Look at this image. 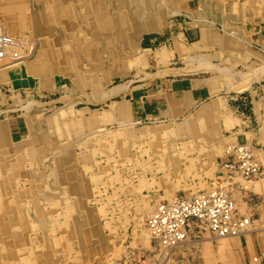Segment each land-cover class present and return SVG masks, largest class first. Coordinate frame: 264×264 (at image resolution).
<instances>
[{
    "label": "rangeland",
    "instance_id": "rangeland-1",
    "mask_svg": "<svg viewBox=\"0 0 264 264\" xmlns=\"http://www.w3.org/2000/svg\"><path fill=\"white\" fill-rule=\"evenodd\" d=\"M207 1H209V6L225 7L242 0ZM258 1L263 4L261 7L264 8V1ZM173 2L174 0H153V3L147 2V4L145 0H142L141 4H143V8L144 5H147L145 7L148 8L149 5L161 6V4L171 7ZM234 12L238 13L237 11ZM213 15L215 14L209 12V17L215 19L216 17ZM7 21L18 23V34L22 31L28 34L33 33L35 14L32 1L0 0V24L5 25ZM104 52L102 51V55ZM137 53L135 52V56ZM105 54L108 55V52ZM99 55L101 54H98L96 59L92 55L82 57V63L84 62V66H91L94 60L98 63L101 58ZM73 56L75 55L70 53L65 57H69L66 58L69 60ZM77 61L79 60L77 59ZM101 61L107 63L110 59L105 57L101 58L100 63ZM144 61L146 62L144 65L143 62L138 63L137 59L127 62L128 64L125 60L120 61L116 65L128 69L129 73H117L110 79L104 77V81L96 75L85 74V76L87 79L88 77L97 79V82L98 79L99 82L102 81L101 92H107L119 83L126 82V80L141 78L140 72L143 71L144 66H147L146 58ZM142 65L143 67H141ZM76 66L77 71L83 69L78 62ZM70 78L58 83L60 79L58 76L55 78L56 88L47 89L43 85L38 91L35 88L27 87L13 88L11 82L0 84V95L2 94L0 118L9 117L12 124L17 118L21 121L24 120L25 113L33 114L37 119V126L39 125L38 130H41L43 135L49 136L52 135L55 127V122L52 121L53 115L64 111L67 114L63 117L66 121L70 120L71 117L75 120V123L72 121L67 123L71 127L69 129L70 134L57 138L56 140L59 142L57 146L46 148L40 152V157L34 162L33 160L28 161L25 167L27 169L25 171L26 177L23 180L24 190L22 191V196L25 198L23 213L27 216V210L37 208L31 222L42 227L43 230L45 227L46 232H48V242L51 241L52 244L45 250L48 262L45 264H154L160 258L154 256L156 252L150 245L149 236L145 229L144 220L148 211H142L144 209L141 207L147 205L149 200L153 202L154 200L150 198L155 197L156 194H164L163 198L160 199L163 200L168 199L167 197L170 198L171 194L172 196L174 194L185 195L215 187L221 173L220 164L224 149L216 146L211 147L209 145V133L206 131L191 133L187 125L182 123L184 117L139 119L131 111L130 115L126 112L131 108H129V103L125 102V98L122 99L123 96L116 93L110 100L92 101L91 99H95L92 95V87L89 85L83 88L72 80L73 77ZM68 82L69 84H67ZM111 100L125 102L129 107L126 108L123 103H120L113 116L109 111L102 113L105 116L102 115L103 119L99 121L95 129L82 124L80 121L82 117L73 114L84 109L85 113L82 116L89 117L91 109L96 110L102 107L108 109ZM123 112L127 113L125 119L129 117V120L133 122L132 124H122L124 122L119 119L123 117L120 116ZM203 117L209 121V115ZM59 124L61 127L63 126L61 122ZM175 124H180L184 128L178 136L136 137L143 130ZM218 126L221 125L218 124ZM12 130L9 134H12L13 141H18L22 136L28 134V129H22V132L19 133L17 127L13 125ZM211 130L214 134L216 133V130L212 128ZM53 142L55 145L56 142ZM185 142L188 143L186 146L190 152L189 156L193 157V162L192 166L188 168L185 167L186 165L182 166L181 173L177 174L173 171L175 166L171 160L178 156L179 164L183 165L180 156L183 154H180L181 151L179 152V150H183V147L179 148V144L184 146ZM212 148L213 150L210 151ZM175 177L180 178V182ZM236 180L238 181V179ZM200 182L204 183L206 189L199 186ZM83 183L89 184V190L84 187ZM70 189L74 191L69 192ZM237 193V198L242 200L239 192ZM31 202L35 203L30 205ZM242 203H239L240 213L248 215L249 209L247 211V208L249 207ZM243 206H245L244 209ZM78 208L82 211V216L78 218L82 226L79 228V232L75 233L72 227L76 225L70 221V217L76 213ZM53 209L65 213L63 220L52 217L53 214L50 213ZM87 209L93 215L89 222L86 221ZM44 211H50V213L47 215ZM84 211L86 212L84 213ZM260 217V214L254 213L252 227L249 226L250 228L248 227L247 231L239 237H215L208 233V235L203 234V238L199 239L197 245V247L200 246V250L205 247L202 249L203 251H197L196 247L195 251L191 253L183 252L180 254L176 252L173 253V258L170 257V261L163 258L161 262L163 263L165 259L167 263L164 261L163 264H184L185 262V264H191L194 260L201 258V252H204L201 254L203 255L202 259H204L206 257L204 250L209 248V251H206L209 254V257L207 256L209 264H247L242 245H244V240H248V242L252 241L258 250L253 262L258 261L264 264V214ZM95 225L98 226L96 229L93 228ZM87 234L90 236L85 241V245L80 246L79 237H85ZM33 236L39 237L40 234L34 233ZM206 237L208 239L204 240ZM67 239H73L76 244L74 248H66ZM222 239L226 241L227 245L229 243V246H226L228 249L224 247L223 251H221L222 249L218 251L217 244ZM91 250L94 252L92 253ZM156 264L159 263L156 262Z\"/></svg>",
    "mask_w": 264,
    "mask_h": 264
},
{
    "label": "crops",
    "instance_id": "crops-1",
    "mask_svg": "<svg viewBox=\"0 0 264 264\" xmlns=\"http://www.w3.org/2000/svg\"><path fill=\"white\" fill-rule=\"evenodd\" d=\"M41 1L34 4L35 25L37 24L36 29L39 32L50 26L49 21L43 19L44 2ZM74 1L78 6L76 17L80 19L79 23L94 18L99 24L94 33L98 39L89 40L93 43L99 42V46L98 44L94 46L97 50L93 55L94 59L98 54H101V58L108 57L110 60L117 58L115 63L110 64L109 61L105 66L118 69L116 64L123 60L126 63L132 61L135 52L146 58L147 66L143 67L142 73L140 72L141 79H130L132 82L126 80L118 84L119 88H115L116 92H119L117 95L123 96L125 102L129 103L135 117L143 120L184 117L192 122L201 120L203 114L207 113L209 145L224 149L220 166L226 158V146L232 142H249L264 150V8L249 6L235 13L229 5L209 6L207 0H174L171 7L161 4L149 5L148 8L146 5L142 7V0ZM52 2L55 5L54 10L59 7L60 10H64L62 7L65 6L60 4H70L71 0ZM145 2L152 3L153 0ZM138 6L141 7V11L148 9L147 15L150 17L152 28L140 32L143 25L138 24L137 37L133 41L131 35L134 32V20L129 16L139 9ZM204 6L206 9L200 8ZM209 12L214 13L213 16L216 18L209 17ZM64 13L69 18L75 14L71 9L65 10ZM195 17L197 20L194 22L192 19ZM69 18L66 20L69 21ZM140 21L137 18L136 22ZM55 36L54 42L61 41L62 37ZM100 44L108 55L105 52L102 55ZM73 69L77 71V67ZM158 72L161 76L157 74ZM9 77L13 88H25L31 80H36L26 69L19 73L11 72ZM221 77H225L226 81ZM81 110L85 113L84 109L79 111ZM23 119L22 122L17 118L12 124L9 117L0 118V123H3L5 128L0 132V187H3L4 192L7 189L8 192L11 191L10 178L13 166L17 165L19 156L24 160L22 154L24 149L29 148L33 151L47 142L46 137H60L61 120L58 118V121H54L53 130L59 129L49 136L38 130L39 125L37 126V119L33 114L25 113ZM12 125L17 127L19 133L22 129H28V134L18 141H13L12 134H9L13 131ZM211 128L216 130L215 134ZM212 150L213 148L210 151ZM260 182L259 189L264 190V180ZM262 190L256 193L261 194L264 192ZM237 201L245 203L240 199ZM253 252L255 255L258 254L255 244L244 240L243 253L247 258V264H253L255 257ZM205 261L199 258L192 264H207ZM258 263L262 264L261 262L256 264Z\"/></svg>",
    "mask_w": 264,
    "mask_h": 264
},
{
    "label": "bare ground",
    "instance_id": "bare-ground-1",
    "mask_svg": "<svg viewBox=\"0 0 264 264\" xmlns=\"http://www.w3.org/2000/svg\"><path fill=\"white\" fill-rule=\"evenodd\" d=\"M31 1H32V4H33V9H34V7H35L34 4L36 2H38V1H40V0H31ZM52 1H47V0H42L41 1V2H44V4H43V6H44L43 19L46 22L49 21V25H50V26L45 27L43 31L39 32L38 29H36V25H37L36 24L35 25V30H33V33H29L28 34V33L22 31V32H20L18 34L17 31L19 32V29L17 27V25H18L17 22H8L7 21V23L5 25L4 24H0V33L4 32L6 36H8L9 38H11L13 40L14 43L15 42L16 43L19 42L18 45H16V48L19 51V53L16 54V55L12 54V56H14V57L9 56L6 53L4 54V56L3 55L0 56V84H2L3 82H10L9 74L11 72L19 73V72H21V70L26 69V71L29 74H31L34 78H36V80H31L27 84L28 85L27 88L28 87L29 88H35V90L38 91L40 87H43V85H45L47 87V89H51V88L54 89V88L57 87V86H55L56 85V82H55V78L56 77L59 76V78L61 79V81L59 79L58 83L66 80V79H71L70 77H73L72 80L75 81V83L77 85H80L83 88L87 87L89 85L92 87V89H91L92 90V95H93V97H95V99H91L92 101L99 102L101 99H103V100L112 99V97L118 92V91L116 92L115 88H117V87L119 88V85L114 86V87L111 86L112 88L109 89L107 92H101L102 81H104L105 78L106 79H110V77L115 75L116 73H119V74L129 73V70L125 69L124 67H118V69H115V67H112V68L109 67L108 68L107 66H105L107 64H106V62H103L104 60L101 61V63H99V62L97 63L94 60L92 62V64H91V66H84V64H83L84 62L82 63V59L81 58L85 57V56H88V55H92L93 56L97 52V50L94 49V46L96 44H98V46H99V42L93 43V41H89V40L98 39V37L96 35H94V33H95V30L98 29V25L99 24L97 23V21L94 18H88V19L84 20L83 23H79L80 19L78 17H76L77 16V8H78V6L75 4L76 1H74V0H71L70 4H60V5L65 6V7H62L64 10H60L59 9L60 7L57 8L56 10H54L53 7H55V5H53ZM211 2H213V1H211ZM36 4H38V3H36ZM138 5H140V4H138ZM262 5L263 4L260 3L258 0H242L241 2L234 3V4H231L229 6H232V7L234 6L233 8H231L232 11L239 12V10L242 9V8H246V7H249V6H255V7H259L260 6L261 7ZM138 7H139V9L137 11H134L133 15L129 16V18H133V20H134V22H133V24H134L133 31L134 32H132V35H131L132 38H133V41H135L136 37H137V25L138 24L139 25L140 24L143 25V27H141L140 32H143L144 30L152 28V25L149 22L150 17H148L149 15H147L148 9L145 8V11H143V10L141 11V7L140 6H138ZM120 8H122V7H120ZM200 8L201 9H204V8L206 9V6L200 7ZM67 9H71L75 13V14H73L72 18H69V17H67V15H65L64 11L67 10ZM209 10H210V7H209ZM36 15H37V13H36ZM16 18H19V17H16ZM67 18H69V21L66 20ZM137 18L141 20L140 23L136 22ZM192 20L195 22L197 19L195 17ZM38 22H40V21H38ZM65 22H67V23H65ZM123 22H125V21H123ZM188 22H190V21H188ZM41 24H42V22H41ZM94 25H95V27H94ZM55 35H57L59 37H62L60 39L61 41L54 42L53 39L54 38L56 39ZM69 39H70V41H69ZM115 45H117V44H115ZM100 46H101V51H105L106 50V49H103V46L101 44H100ZM70 53H72L76 57L73 56L72 59L67 60L69 57L67 58L65 56L69 55ZM190 56H193V55H190ZM77 59L79 61H77ZM116 59L113 58L112 60H110V64L115 63L118 60V59L117 60ZM134 59H137L138 63L139 62L140 63L143 62V65L146 64L144 59H143V56L141 54H139V53L135 56ZM77 62L81 65V67H83L81 72H78V71H76V69L75 70L73 69L74 67H77L76 66ZM143 65L141 67H143ZM110 66H113V65H110ZM199 66H201V65H199ZM192 68H195V67H192ZM215 68H217V67L215 66ZM219 68L221 69V67H219ZM219 68H217V69H219ZM204 69H206V68H204ZM222 69H223V67H222ZM258 69L260 70V68H258ZM258 69H256V70H258ZM191 70L192 69H190V71ZM82 72H86L85 74H89V75H96L97 77H100L102 79V81L99 82V79H98V82H97V79H93L92 77H88V79H87L85 74L82 73ZM222 72L225 73V71H222ZM227 73H229V72H227ZM243 73H242V75H243ZM257 73H258V71H257ZM157 74L160 75L161 73L159 74V72H158ZM153 75H156V74H153ZM258 75H259V73H258ZM242 77H244V76H242ZM221 78H223V77H221ZM245 78L247 79V77H245ZM139 79H141V78L139 77ZM240 79H241V77H240ZM129 81H128V83L132 82V81H130V82ZM227 83H229V82L227 81ZM67 84H69V82ZM122 87H124V86H122ZM65 88L67 89V86ZM124 90H125V88H124ZM1 95H0V99H1ZM120 103L121 104L123 103L126 108L129 107V106H127V104L125 102L117 101V100H111V105H110V107L108 109L103 108V107L102 108H98L96 110L95 109H91L89 117L82 116V114L84 113L82 110L79 111V113H73V114H74V116L82 117L80 119V121H82V124L88 125V126L93 127L95 129V128H97V124L99 123V121H102V119H103L102 118V115H103L102 113H104L106 111H109V113H111L112 116H113L114 113L117 111L118 104H120ZM130 111L131 110L128 109V111H126V112L129 113V115H130V113H131ZM99 112H101V113L99 114ZM127 113L123 112V114L120 115L121 117L122 116L123 117L120 118L119 120L124 122V123L121 122L122 124H127L128 123V125H129V124H132L133 122H131L129 120V117H128V119H125V116H127ZM65 114H66V112L63 111V112H60V113H57V114L53 115L54 116L53 117L54 120H52V121H58L57 120V118H58V119L61 120V123L63 124V126L60 127L61 128L60 129L61 130L60 136H65L66 134H70L69 133V129L71 127L68 124L71 121L73 123H75V120L73 119V117H71V115H69V117H71L70 120L66 121L63 118L65 116ZM206 114L204 113L203 116H206ZM103 116H105V114ZM106 116H107V114H106ZM35 119H36V117H35ZM63 121H65V122H63ZM182 123L187 125V127H188V129L190 130L191 133H194V132L197 133V132H202V131H206L207 133H209V121L206 120L205 117H202L201 120L192 121V122L189 119H185L184 118ZM65 124H66V127H65ZM183 129H184L183 126H181L180 124L167 125L165 127H159V128H156V129L143 130V131H141L139 133L138 136L136 135V137L147 138L149 136H157V135L158 136H162V135L163 136H165V135L178 136L179 134H181L183 132ZM3 130H5V128L3 126V123H0V132H3ZM57 130H53V131H57ZM57 138H60V137L59 136H56L55 138L53 136L52 137H46L45 140L47 142L44 143V145H42V147L36 148L33 151L30 150L29 148L24 149L23 152H22L24 160H22L20 158V156H19V159L16 161L17 165L13 166V170H12L13 174H12V177L10 178V185H12L11 189H10L11 191L8 192V189L6 187L7 191L4 192L3 187H0V197H1L0 198V264H45V263H48L47 260H46V258H47L46 255L47 254H46L45 250H47V247L51 246L52 243H51V241H50V243L48 242V238H47L48 237V232H46L45 227H44V230H43L42 227L36 226L35 223L31 222V220L33 218V215H34V212H35V210L37 208H35V210H32V209L31 210H27V216L23 213V202L25 201V198H23V196H22V191L24 190L23 189V183H24L23 180L26 177V173H25V171L27 169V168H25L26 164L28 163V161L30 162V161L33 160V162H34L38 157H40L39 156L40 152L44 151L46 148L48 149L50 147L53 148V147L57 146L59 144V142L56 140ZM53 141L56 142L55 145H54ZM185 143L186 144L184 146L182 144H179V148L183 147V150H179V152L181 151L180 154H183V155H180L181 156V160H182L181 162H182L183 165L179 164L180 161L178 160L179 158H177L178 156H175L171 160V162L173 161L174 166H175L173 171H175V173H177V174L181 173L180 171H181V167L182 166L186 165L185 167H187V168L189 166H192L193 157H191V155L189 156L190 152L188 150V147L186 146L188 143L187 142H185ZM238 144H246L249 147L253 148L257 152V158L259 159L260 166H261L260 167V171H261V178L260 179L257 178V179H252V180H246L239 174H235L233 179L227 178L226 174H223V172L225 171V168L221 165L220 166L221 173L218 176L219 179L217 180V185L215 187H213L210 190H205V191L204 190L203 191L195 190V191H198V192H194V193L190 192V193L185 194V195L182 194L181 196H184L187 199H191V198H193V197H195V196H197V195H199L201 193L206 194V193H210L212 190H214V189H216L218 187L222 188L221 185L225 186V188H223L222 191L225 192L227 194V196L233 201V204H234V206L236 208V213H237L236 216L240 217V218L248 219V224H247L245 230L243 232H240L239 234H236V235H220V234L215 235V234H213L210 231L209 227H204V226H200V228H199L197 226L190 225L189 227H185L184 231H183L182 228H181V225L179 223V227L177 229H173V232L168 233V236H169L168 239L172 240L174 238V236H171V235H180V234H184V233L187 234L186 237L184 239H182V240H179V241L175 242V243H171V244L165 243V241L163 239L164 235L162 233L159 232V234H155L153 232L152 229H154V227H153V225L151 223L152 222V217L154 215H156L157 213L160 214V212L163 209V208H161L162 205H168V206L171 205V203L174 201V199L178 195L174 194V196H172L171 193H173V192H171L170 193L171 194L170 198L167 197L168 199L160 200L161 198H163L164 194L163 195L162 194L161 195L160 194H156L155 197L153 196V197L150 198V199L154 200L153 202H151L149 200L147 205L141 207L142 209H144L142 211H145V210L148 211V213L146 214L145 220H144L145 229H146V231L148 233V236H149L150 245L152 246V249L155 250V252H156V255H154V256L155 257L158 256V258H160L159 260H156L154 264H156V262H158L159 264H163L165 262L167 263V261H165V259L169 260L170 257L173 258V253H176V252L182 254L183 252L184 253H187V252L191 253L192 251H195V249H196V247L198 245V242L200 241L199 239L203 238L202 237L203 234H206V235L211 234V235H213L215 237H239V236H241L242 234H244L247 231L249 226L252 227L254 213L260 214L261 217H262V215L264 214V192H261V194H262L261 195L260 193L258 194L255 191H257V190L261 191L262 190V189L261 190L259 189V185L258 184H261L260 181L264 180V174H263V172H264L263 171L264 170L263 169V164H264V153L263 152H264V150L263 149L261 150V148L255 146V145H253V144H251L249 142H232V143H230L229 145L226 146L225 155L230 154V152H231L230 150L233 149L234 145H238ZM184 170H185V168H184ZM169 176H172V174H169ZM169 176H166V177L169 178ZM164 177H165V174H164ZM179 179L180 178H178V177L176 178L177 181H179ZM236 179H238V181ZM213 183H214V181H213ZM83 185H84V187H87V189L89 188V186H88L89 184L88 183H83ZM199 186L204 188V189H206L203 182H200ZM189 187H187V188H189ZM192 188H194V187H192ZM72 191H74V190H71V189L69 190V192H72ZM262 191H264V190H262ZM237 192H239V195H241L240 197L246 203L247 207H249V208L246 207L247 211L249 209V214L247 213L248 215L240 213V210H239V206L240 205H239V203L237 201V197H238V193ZM32 203H35V202H31L30 205ZM244 207L245 206H243V209H244ZM67 209H68V207H67ZM82 210H84V209H82ZM86 211L88 213L87 214L88 217H87L86 221L89 222V219H91L93 215H92V212L89 211L88 209ZM86 211H84V213ZM75 212L76 213L73 214L70 217V221L73 224L76 225V226L72 227L73 232L76 233V232H79V228L82 226V223L79 222V220H78V218L80 216H82V211H80V209L78 208L77 211H75ZM241 212L243 213V210H241ZM44 213L48 215V213H50V211H44ZM50 214H53L52 217H54V218L58 217V218H61L62 220H63V218L65 216L64 212H61L60 210H57V209L56 210L53 209ZM25 219H26V222H25ZM263 221H264V219H263ZM97 227L98 226H96V225L93 226V228H95V229ZM199 232H201L200 235H199ZM34 233L40 234L41 237L40 236L39 237L38 236L34 237L33 236ZM89 236L90 235L87 234V236L85 235V237H79V239H80L79 240V242H80L79 245L80 246H84L85 245L84 243L89 238ZM242 238H243V236H242ZM207 239L208 238L206 237L204 240H207ZM223 240L224 239H222L217 244L218 245L217 249H219L218 251H220L221 249H222L221 251H223L224 247H226V246L228 247L229 246V243L227 245L226 241H223ZM203 241H201V242H203ZM204 242H207V241H204ZM204 242H203V244H204ZM53 243H55L54 240H53ZM203 244H202V246H203ZM75 245L76 244L73 241V239H67V245H66L67 249L69 247H73L74 248ZM227 247H226V249H228ZM235 247H237V246H235ZM199 248H200V246L197 247L196 250L199 251L200 250ZM203 248H205V247H203ZM203 248H201V250ZM204 251H205V254H206L205 255L206 257L204 256L205 257L204 259H206V261L208 262L207 264H209V258H207V256L209 257V254L206 253V251L207 252L209 251V248H206ZM93 252H94V250L92 251V253ZM203 253L201 252V254H203ZM255 254L256 253H254V256H255ZM183 255H185V254H183ZM226 255H227V253H226ZM198 256H199V254H198ZM202 256L203 255H201V258H202ZM158 258H156V259H158ZM163 258H165L164 259L165 262L163 261V263H162L161 260H163ZM222 260H224V259H222ZM173 262H175V261H173ZM180 262L182 263V261H180ZM257 262L258 261H256V263ZM200 264H202V263H200ZM253 264H254V262H253Z\"/></svg>",
    "mask_w": 264,
    "mask_h": 264
},
{
    "label": "built area",
    "instance_id": "built-area-1",
    "mask_svg": "<svg viewBox=\"0 0 264 264\" xmlns=\"http://www.w3.org/2000/svg\"><path fill=\"white\" fill-rule=\"evenodd\" d=\"M4 33V32H3ZM0 33V56L8 54L16 55L19 51L16 48L19 42H13L11 38ZM14 57V56H12ZM16 57V56H15ZM226 155L222 166L227 178L233 179L235 174L241 175L246 180L261 178L260 162L257 152L246 144L234 145ZM210 193H201L191 199L178 195L171 205H162V211L152 217L153 232L162 233L165 243L171 244L186 237L187 234L171 235L174 238L168 239V233L181 225L209 227L210 231L217 235H236L243 232L248 224V219L237 217L233 201L222 191L225 186L221 185ZM201 232H199L200 235Z\"/></svg>",
    "mask_w": 264,
    "mask_h": 264
}]
</instances>
